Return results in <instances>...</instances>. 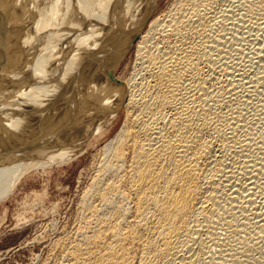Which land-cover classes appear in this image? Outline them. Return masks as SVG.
Masks as SVG:
<instances>
[{
	"label": "bare ground",
	"instance_id": "bare-ground-1",
	"mask_svg": "<svg viewBox=\"0 0 264 264\" xmlns=\"http://www.w3.org/2000/svg\"><path fill=\"white\" fill-rule=\"evenodd\" d=\"M157 6L0 0V202L105 139L56 264H264V0Z\"/></svg>",
	"mask_w": 264,
	"mask_h": 264
},
{
	"label": "rangeland",
	"instance_id": "rangeland-1",
	"mask_svg": "<svg viewBox=\"0 0 264 264\" xmlns=\"http://www.w3.org/2000/svg\"><path fill=\"white\" fill-rule=\"evenodd\" d=\"M172 1L158 0L156 14ZM133 57L134 49L125 56L115 78L126 76ZM120 123L121 120L107 138ZM104 140L87 146L70 162L51 164L23 175L14 191L0 202V264H56L53 246H49L73 226L90 167Z\"/></svg>",
	"mask_w": 264,
	"mask_h": 264
}]
</instances>
